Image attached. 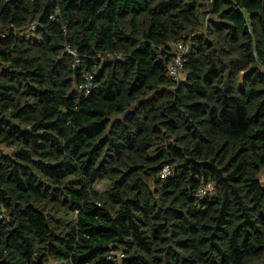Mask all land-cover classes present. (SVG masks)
<instances>
[{"label": "trees", "instance_id": "trees-1", "mask_svg": "<svg viewBox=\"0 0 264 264\" xmlns=\"http://www.w3.org/2000/svg\"><path fill=\"white\" fill-rule=\"evenodd\" d=\"M263 169L264 0H0V264H264Z\"/></svg>", "mask_w": 264, "mask_h": 264}, {"label": "built area", "instance_id": "built-area-1", "mask_svg": "<svg viewBox=\"0 0 264 264\" xmlns=\"http://www.w3.org/2000/svg\"><path fill=\"white\" fill-rule=\"evenodd\" d=\"M172 48H173V54L171 61L169 63V76L172 77L173 79L177 80L180 77V73L182 71L183 63H184V57L186 53L188 52V45L185 44L182 41L178 42H172L171 43ZM93 85L92 80L88 78L87 82L85 83V89L86 92H88ZM171 172V168L169 165H165L161 172L160 176L161 178H166ZM211 184H204L200 186L198 189V195L199 196H205L207 193L211 190ZM2 217V214L0 213V218ZM123 256L122 253H119V257L121 258Z\"/></svg>", "mask_w": 264, "mask_h": 264}, {"label": "rangeland", "instance_id": "rangeland-1", "mask_svg": "<svg viewBox=\"0 0 264 264\" xmlns=\"http://www.w3.org/2000/svg\"><path fill=\"white\" fill-rule=\"evenodd\" d=\"M260 177L261 179L264 181V169L261 171L260 173ZM96 188H98L99 190H102V189H105L107 186H108V182L106 180H99L97 183H96ZM52 263H56L54 261H52ZM56 264H64L62 262H57Z\"/></svg>", "mask_w": 264, "mask_h": 264}]
</instances>
